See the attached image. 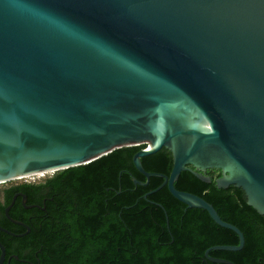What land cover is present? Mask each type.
<instances>
[{
    "label": "water",
    "instance_id": "1",
    "mask_svg": "<svg viewBox=\"0 0 264 264\" xmlns=\"http://www.w3.org/2000/svg\"><path fill=\"white\" fill-rule=\"evenodd\" d=\"M140 144L146 181L133 182L160 177L157 189L237 234L206 256L242 249L239 228L174 182L218 170L215 185L264 216V0H0V183ZM162 147L169 174L146 171L140 158ZM17 196L4 214L24 226L8 215Z\"/></svg>",
    "mask_w": 264,
    "mask_h": 264
},
{
    "label": "trees",
    "instance_id": "2",
    "mask_svg": "<svg viewBox=\"0 0 264 264\" xmlns=\"http://www.w3.org/2000/svg\"><path fill=\"white\" fill-rule=\"evenodd\" d=\"M145 144L117 148L89 163L68 167L39 184H10L0 189V242L5 248L3 264H217L208 256L233 264H264V216L251 206L240 188H218V170H208L210 183L182 171L174 186L204 198L222 220L239 228L244 245L237 251L205 250L214 245L238 244V236L216 224L200 208H187L160 177L147 185L132 157ZM146 171L168 175L172 167L169 150L162 147L140 158ZM48 189L56 202L45 214L25 209L18 197L8 211L12 219L26 222L31 232L4 214L15 192L24 193L27 203H41ZM157 189V190H156ZM42 192V193H41ZM39 193L40 196H39ZM41 199V201H40ZM66 204L65 211L58 204ZM35 215L29 220L28 217ZM17 255L18 259L10 258Z\"/></svg>",
    "mask_w": 264,
    "mask_h": 264
},
{
    "label": "flooded vegetation",
    "instance_id": "3",
    "mask_svg": "<svg viewBox=\"0 0 264 264\" xmlns=\"http://www.w3.org/2000/svg\"><path fill=\"white\" fill-rule=\"evenodd\" d=\"M208 170H211V169H208ZM208 170H206V172H207ZM206 172H205V174H206ZM206 175H207V174H206ZM50 176H51V175H50ZM47 177H49V176H47ZM45 178H46V177H45ZM45 178H43V179L41 178V179H39V180H34V181H31V180H28V179H23V180H21L20 182L13 183V185H15V184H20V183H33V184H39V183L45 181ZM42 192H43V193H42ZM42 192H41V193H42V197H41L42 201H41V199H40L41 203L31 202V203H27V204H26L28 198H27V196L25 195V196H26V201H25V203H24L23 205H27V206H29V207H26L25 209H36L35 212H37V211H41V212H44L45 214H47V213H48V209H49L48 206L51 205V202H52V203L55 202V204H56L57 201H55V200L53 199L52 196L47 195V194H49V190H48V189H46V190H44V191H42ZM15 193H22V192H15ZM41 193H39V196H40ZM22 194H24V193H22ZM18 197H20V196H17V198H18ZM20 198H21V197H20ZM21 202H22V198H21ZM65 206H66V204H64V203L58 204V209H60L61 211H65V210H66ZM33 218H35V215H34V216L30 215V216L28 217L29 220H32ZM19 221H21V222L24 224V226H23V225H20V226H23V227L25 228V231H24V232H21V233H18V234H14V235H16V236H26V235H29L30 232H31V228H30V226H29L26 222H24V221H22V220H19ZM17 225H19V224H17ZM19 234H22V235H19ZM16 256H17V255H16ZM10 258H13V257H10ZM14 259H15V258H14ZM17 259H18V256H17ZM218 259L226 260V259H223V258H218ZM226 261H229V260H226ZM211 262H213V261H211ZM229 262H230V261H229ZM214 263H217V262H214ZM231 263H232V262H231ZM217 264H228V263H222V262H220V263H217ZM232 264H233V263H232Z\"/></svg>",
    "mask_w": 264,
    "mask_h": 264
},
{
    "label": "rangeland",
    "instance_id": "4",
    "mask_svg": "<svg viewBox=\"0 0 264 264\" xmlns=\"http://www.w3.org/2000/svg\"><path fill=\"white\" fill-rule=\"evenodd\" d=\"M52 173H45L44 175H34V176H28V177H25V178H21V179H16V180H12V181H9V182H5V183H0V189L1 188H4L10 184H13V183H17V182H20L21 180L23 179H28V180H31V181H34V180H39V179H43L47 176H50Z\"/></svg>",
    "mask_w": 264,
    "mask_h": 264
}]
</instances>
